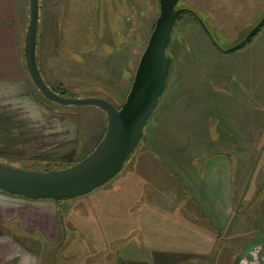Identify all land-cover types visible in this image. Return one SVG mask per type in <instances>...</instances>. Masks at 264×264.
<instances>
[{"label":"rangeland","instance_id":"374dc122","mask_svg":"<svg viewBox=\"0 0 264 264\" xmlns=\"http://www.w3.org/2000/svg\"><path fill=\"white\" fill-rule=\"evenodd\" d=\"M52 1L40 0L37 52L43 79L65 98H101L120 109L160 15V0H70L69 11L66 0L55 5ZM19 3L21 20L0 28V163L25 171L61 170L98 147L107 119L94 105L51 102L35 86L24 64L30 0ZM178 7L192 11L177 22L167 52L173 72L154 118L165 124L161 150L211 152L222 147L213 140L221 124L231 132L243 116L245 123L250 118L263 140L236 167L235 196L240 198L244 189L238 182L250 177L245 192L252 200H236L235 208L239 215L246 214L250 233L259 239L252 238V245L262 244L264 256V164L259 163L264 161V26L243 48L226 52L262 20L264 0H181ZM96 23L100 37L90 27ZM210 159L204 163L199 158L196 163L209 169L223 158ZM130 170L112 180H124ZM98 189L86 198L38 200L28 208L33 211L28 225L0 224V264H35L31 254L38 255V261L42 257L41 264H130L129 253L115 251L117 245L112 244L111 251L102 249L107 236L95 214L104 213L99 210L104 205ZM106 193L114 195L111 188ZM0 195L9 194L0 191ZM2 205L12 214L21 211L13 204ZM86 223L92 227L85 230ZM238 226L235 221L233 229L241 237L222 240L234 245L246 242L251 235ZM219 230L223 234L221 226Z\"/></svg>","mask_w":264,"mask_h":264},{"label":"crops","instance_id":"0c3cea01","mask_svg":"<svg viewBox=\"0 0 264 264\" xmlns=\"http://www.w3.org/2000/svg\"><path fill=\"white\" fill-rule=\"evenodd\" d=\"M17 1L0 0V28H9L11 21L18 23L21 20V6ZM52 3L55 5L59 1L54 0ZM65 4L69 11L70 0H66ZM90 27L96 29L97 23ZM38 42L37 39L39 50ZM39 54L37 52L40 68ZM103 112L107 119L106 112ZM155 114L148 121L140 145L117 176L123 177L126 168H131L127 173L130 175L124 177V180H111L98 189V199L104 205L99 210L104 213H92L98 214L96 219L103 221L105 225L104 229H100L107 236V240L101 243L102 249L111 251L110 246L117 245L115 251L129 253L130 264H264L260 249L262 244L252 245L255 235L250 233L246 214L239 215L235 208L236 200H252V196L245 192L251 185L248 181L250 177L246 182H238L244 189L240 198L235 196L236 167L238 163L245 161L241 157L251 151L252 147L262 145L260 142L263 140L256 133L254 124L251 125L250 118L245 123L243 116L238 129H231V132L227 124H221V129L214 135L213 140L222 143V147L194 155L180 151V148L177 152L161 150L165 124L161 118L155 120ZM226 129L227 133H224ZM139 155V160L136 161ZM214 156H222L223 159L220 164L214 161L209 169L208 165L199 166L196 163L199 158L207 163ZM261 161L264 164L261 159L259 163ZM258 185L252 190L257 189ZM109 188L114 191V195L106 193ZM95 192L97 191L87 196H92ZM0 198V203L13 204L21 209L12 214L6 207L0 206L2 226L15 221L19 222V226L21 222L28 225L30 217L33 216V211L28 208L39 202L13 195H0ZM90 201L92 200H88L91 204ZM106 220L113 229L106 226ZM235 221L241 231L246 230L251 235L243 244L234 245L228 240H222V237L231 240L241 237L233 229ZM88 225L92 227V224L86 223L85 230ZM220 226L224 236L220 233ZM90 233L94 235V231ZM254 239L253 241L259 240ZM30 256L36 259L35 264H39L38 255Z\"/></svg>","mask_w":264,"mask_h":264},{"label":"water","instance_id":"95a60500","mask_svg":"<svg viewBox=\"0 0 264 264\" xmlns=\"http://www.w3.org/2000/svg\"><path fill=\"white\" fill-rule=\"evenodd\" d=\"M181 0H160V15L140 58L125 102L118 109L101 98L70 99L55 93L45 82L37 59L40 0H30V22L25 38V59L33 83L43 96L63 106L94 105L107 114L106 133L98 147L81 162L61 170L25 171L0 163V190L32 201H62L85 196L121 173L144 137L145 128L160 105L172 69L167 50L183 12ZM264 26L262 20L244 40L226 52L243 48ZM207 30V29H206Z\"/></svg>","mask_w":264,"mask_h":264},{"label":"trees","instance_id":"16d2710c","mask_svg":"<svg viewBox=\"0 0 264 264\" xmlns=\"http://www.w3.org/2000/svg\"><path fill=\"white\" fill-rule=\"evenodd\" d=\"M186 12H188V11L183 12L182 15L185 14ZM182 15L179 17V19H181ZM179 19H178V21H179ZM178 21H177V22H178ZM176 24H177V23H176ZM94 29H95V28H94ZM98 29H99V26H97L96 29H95V30H96V36L99 35V31L97 32ZM100 31H101V30H100ZM101 33H103V32H101ZM102 37H103V36H102ZM252 39H253V38H252ZM252 39H251V40H252ZM251 40H250L249 42H251ZM171 42H172V41H171ZM170 45H171V43H170ZM170 45H169V46H170ZM168 48H169V47H168ZM167 52H168V50H167ZM173 67H174V66H173ZM171 71H172V69H171ZM171 71H170V72H171ZM172 72H173V71H172ZM171 76H172V73L170 74L169 79H170ZM167 90H168V83H167V87H166V90H165V92H164V95L166 94ZM53 91H54L55 93L59 94L57 91H55V90H53ZM128 93H129V92H128ZM59 95H60V94H59ZM127 95H128V94H127ZM127 95H126V97H127ZM164 95H163V96H164ZM162 98H163V97H162ZM162 98H161V99H162ZM160 101H161V100H160ZM150 119H151V118H150ZM132 154H133V153H132ZM132 154L130 155V157L132 156ZM130 157H129V159H130ZM84 159H85V158H84ZM82 160H83V159H82ZM82 160H80V161H78V162H76V163H74V164L68 165V166L65 167V168H69V167H71V166H73V165H75V164L81 162ZM52 170H53L52 168H51V169L48 168L47 170H45V172H47V171H52ZM0 191H2V190H0Z\"/></svg>","mask_w":264,"mask_h":264},{"label":"flooded vegetation","instance_id":"af4514ba","mask_svg":"<svg viewBox=\"0 0 264 264\" xmlns=\"http://www.w3.org/2000/svg\"><path fill=\"white\" fill-rule=\"evenodd\" d=\"M52 90H53V89H52ZM41 262H42V257H40L39 264H41Z\"/></svg>","mask_w":264,"mask_h":264}]
</instances>
